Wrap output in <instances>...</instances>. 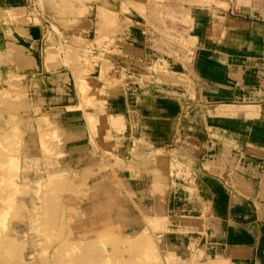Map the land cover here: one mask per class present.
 Instances as JSON below:
<instances>
[{"label": "rangeland", "instance_id": "obj_1", "mask_svg": "<svg viewBox=\"0 0 264 264\" xmlns=\"http://www.w3.org/2000/svg\"><path fill=\"white\" fill-rule=\"evenodd\" d=\"M198 6L228 5L0 0V264H169L154 215H143L126 192V173L152 161L153 145L146 142L144 152L134 140L135 165L124 155L122 99L152 78L141 56L146 47L178 60L192 53ZM72 112L84 114L83 132L78 120L69 129ZM127 112L135 122L136 108ZM166 178L164 165L158 190Z\"/></svg>", "mask_w": 264, "mask_h": 264}, {"label": "crops", "instance_id": "obj_2", "mask_svg": "<svg viewBox=\"0 0 264 264\" xmlns=\"http://www.w3.org/2000/svg\"><path fill=\"white\" fill-rule=\"evenodd\" d=\"M222 1L227 8L195 10L196 44L182 60L146 47L152 78L122 99L124 155L135 165L134 140L144 152L153 145L152 161L126 173V192L143 215H154L169 264H264V0ZM65 118L72 130L71 120L82 125L84 114ZM80 149L72 146L74 156ZM139 227L132 231L146 229Z\"/></svg>", "mask_w": 264, "mask_h": 264}, {"label": "bare ground", "instance_id": "obj_3", "mask_svg": "<svg viewBox=\"0 0 264 264\" xmlns=\"http://www.w3.org/2000/svg\"><path fill=\"white\" fill-rule=\"evenodd\" d=\"M118 118V117H117ZM162 184V183H161ZM109 228L107 227L106 229H101V231L99 232V234L101 235V236H107L108 235V233H109ZM111 233V232H110ZM200 256H207V253H205V251H204V253H201V255ZM111 257H112V255H111ZM4 259V258H3ZM9 260V259H8ZM7 260V261H8ZM106 260V259H105ZM10 261V260H9ZM69 261V260H68ZM74 262H76V261H74ZM79 262V261H78ZM77 263V262H76ZM219 263V262H218ZM65 264H67V263H65ZM222 264V263H221Z\"/></svg>", "mask_w": 264, "mask_h": 264}]
</instances>
